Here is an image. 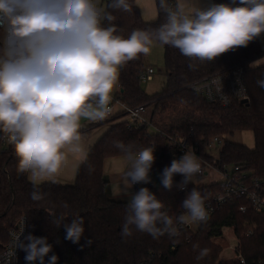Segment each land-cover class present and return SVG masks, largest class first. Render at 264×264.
<instances>
[{
  "label": "clouds",
  "instance_id": "9594fccd",
  "mask_svg": "<svg viewBox=\"0 0 264 264\" xmlns=\"http://www.w3.org/2000/svg\"><path fill=\"white\" fill-rule=\"evenodd\" d=\"M108 7L131 11L128 0H111ZM159 7L166 13L165 23L152 31L136 29L124 38L111 23L115 17L99 0H0V130L14 145L18 173H30L33 201L44 199L39 182L55 177L69 154L81 162L87 160L81 118L98 121L109 115L119 68L138 54H148L154 39L178 48L186 57L212 61L264 33V0L206 8L178 0L175 10L167 0H159ZM257 84L264 88V79ZM113 143L130 164L123 178L125 194L134 185L152 183L155 146L137 149L132 142ZM201 173L202 161L194 152L185 151L162 170L160 183L168 191L173 187L185 190ZM176 174L182 177L179 183H174ZM205 200L192 187L181 204L185 212L173 217L163 210L155 193L140 187L131 192L121 236L130 237L135 228L154 239L165 234L178 237L180 226L208 220ZM65 218L61 215L53 223L63 225L65 239L78 244L85 231L84 219L76 215L71 223H64ZM24 229L25 220L12 236L15 248L26 253L28 264H44L45 257L49 264H57L55 254L48 256L53 245L47 237L29 233L21 240ZM207 254L208 249H202L197 259Z\"/></svg>",
  "mask_w": 264,
  "mask_h": 264
},
{
  "label": "trees",
  "instance_id": "16d2710c",
  "mask_svg": "<svg viewBox=\"0 0 264 264\" xmlns=\"http://www.w3.org/2000/svg\"><path fill=\"white\" fill-rule=\"evenodd\" d=\"M111 12L119 35L128 38L136 30L152 31L166 22V13L155 0L157 19L146 22L136 0H128L131 11L115 10ZM169 7L172 0H167ZM239 0H213V4L238 5ZM108 26L107 21H102ZM164 68L166 83L163 90L148 95L140 82L145 70V54L128 61L119 68L118 96L131 107L152 108V122L161 131L175 140L184 139L187 144L209 160H218L220 169L228 165H238L250 175H264V88L257 81L264 79V62L256 67L250 65L263 60L264 48L256 37L247 46L229 50L212 61H200L186 57L178 48L165 45ZM242 68L248 100L238 101L224 107L211 103L193 90L196 82L217 73ZM114 122L109 130L90 149L87 160L78 168L75 183L59 182L39 184L38 190L44 195L41 201H33L31 192L34 184L28 178L29 173H18V157L14 145L8 150H0V252L9 240L8 232L18 220L25 216L27 231L36 237H47L53 250L48 254L58 257L57 264H242L240 259H222L223 245L216 241L225 228H233L239 239L238 251L246 264H264V214L256 211L246 199L235 198L210 216L195 232L184 229L177 238L167 234L154 239L151 235L133 228V234L121 236L122 225L127 214V202L110 199L106 193L108 181L104 176V164L107 159L121 157L124 154L114 146V141L125 144L132 142L137 149L155 146V162L151 171L159 174V184L153 193L163 202L164 211L175 217L186 198L188 191L196 187L206 200L217 195L221 189L218 183L198 186L189 184L184 192L173 187L164 189L160 183V173L170 166L173 159H179L184 152L166 136L149 133L146 127H128L127 122L117 117L107 121ZM250 131L254 135L255 146L249 148L227 139L216 156L206 154L208 142L215 136ZM181 175L174 176L179 183ZM68 207L65 208L64 204ZM247 206L245 212L240 211ZM65 216L64 223H71L74 216L84 219V234L78 244L65 239L63 225L57 227L53 220ZM250 233L249 236L247 234ZM24 239V238H23ZM91 240L89 245L87 241ZM198 245L193 248V245ZM202 249L208 254L197 259ZM21 260L26 253L21 250ZM28 263V262H27ZM35 264H39L36 261ZM44 264H49L45 257Z\"/></svg>",
  "mask_w": 264,
  "mask_h": 264
},
{
  "label": "built area",
  "instance_id": "2783aa9c",
  "mask_svg": "<svg viewBox=\"0 0 264 264\" xmlns=\"http://www.w3.org/2000/svg\"><path fill=\"white\" fill-rule=\"evenodd\" d=\"M170 8L174 10L173 5H171ZM154 74L155 69L153 67L145 68L140 75V82L142 84L149 82ZM193 90L209 102L219 103L224 107L231 105L235 101L245 103L248 100L242 68H234L202 79L194 84ZM117 94L111 95V101L109 103L111 112L109 115L104 120L96 121V123L110 121L116 117L118 120L126 119L125 122H127L129 128H132L133 126L146 127L149 133H157L169 138V141L178 145L180 151L194 152L195 155L202 161V173L198 174L199 176L205 175L207 173V169H211L221 178V181L214 182L219 184L221 191L217 195L205 200V207L209 212V217L220 211L225 204L235 198L246 199L251 207L264 214V175H250L251 173L249 174L246 171H242V167L238 165H228L224 166L223 169H220L218 160L215 158L214 160H209L200 155L197 152V149L189 146L184 139L176 141L175 138L165 135L161 129L152 122V120L147 118L145 115L146 109L144 107H131ZM225 97H227V102H225ZM227 139L228 136L226 134L213 137L207 144L206 154L216 156V154H214L215 150L217 148H221ZM10 145L11 143L8 140V134L0 130V150H8ZM185 190L179 189L180 192H184ZM246 210V205H242L240 207V211L245 212ZM184 212L185 209H180L175 216ZM24 220L25 229L23 235L20 237V239L23 240L27 231V219L25 216H22L15 226L9 230V240L3 251L0 252V264H28L27 262L21 260V250L19 248H15L12 236V233L19 231L20 223ZM202 223L204 222H201L199 226ZM184 229H188L193 232L197 230L192 228V224L182 225L180 226V235ZM249 235L250 233L247 234V236ZM232 250L236 254L233 259H240L242 264H246L244 257L238 251V246L232 248Z\"/></svg>",
  "mask_w": 264,
  "mask_h": 264
},
{
  "label": "crops",
  "instance_id": "0c3cea01",
  "mask_svg": "<svg viewBox=\"0 0 264 264\" xmlns=\"http://www.w3.org/2000/svg\"><path fill=\"white\" fill-rule=\"evenodd\" d=\"M172 1L175 10L178 0H172ZM190 3L193 5H197V6L199 5L206 8L213 4V0H190ZM136 4L140 8L142 16L146 22H152L157 19L158 13H156V11L153 15L147 17L144 13L143 8L138 5L137 0H136ZM145 68H148V66H146ZM118 92H119V84L116 94ZM147 111H148V113L146 114L147 118L151 120L153 110L152 108H148L146 109V112ZM118 121H126V119H119ZM80 123H81L80 132L82 135V143L87 153H89L92 146L95 145L98 142V140H100V138L113 125L112 123H109L107 121L96 123V121H90L85 118H81ZM254 146H255V142H254ZM249 148H254V147H249ZM81 163L82 162L79 160L78 157L69 154L67 162L65 163L64 166H62L60 172L55 177L44 178L39 182V184L46 182H59L63 184L72 185L75 183L77 171ZM129 169H130V164L126 161L124 156L110 158L105 161L104 176L105 179L108 181V184L106 186V193L110 199L117 201L123 200L127 202L131 199V192L135 193L139 190L140 187H143L140 184H138L137 186H133V188L131 189V191L128 192V194H125L123 190V178H124V173ZM28 178L30 182L33 183V181L30 179V173L28 174Z\"/></svg>",
  "mask_w": 264,
  "mask_h": 264
},
{
  "label": "rangeland",
  "instance_id": "374dc122",
  "mask_svg": "<svg viewBox=\"0 0 264 264\" xmlns=\"http://www.w3.org/2000/svg\"><path fill=\"white\" fill-rule=\"evenodd\" d=\"M106 1L107 0H99V5L104 7V9L106 7ZM137 2L138 5L143 8L144 13L147 17L153 15L155 11L157 13L155 0H137ZM258 38L262 47L264 48V33H261L258 36ZM145 66L153 67L155 69V74L149 82L142 84L144 91L148 95H154L156 93L161 92L166 83V74L164 68V47L156 41H153L152 45L150 46V52L146 55ZM117 90H118V80L110 95H115ZM148 111L145 112V115L148 113ZM109 123L113 124L114 122H109ZM228 139L235 143L243 144L248 147H254L255 139L253 133L250 131L236 132L234 133V135L228 136ZM219 150L220 148H217L214 154L217 155ZM150 175L152 178V183L146 185L143 184L140 185L143 187H148L153 192L159 184V174L157 171H151ZM219 181H221V178L218 176L217 173L213 172L211 169H207V173L205 175L203 176L197 175L195 177V184L198 186L210 185L213 182H219ZM118 202H126V201L122 200ZM199 224L200 223H193L192 228L197 229L199 227ZM216 241L223 245L224 249L221 254L222 259H232L235 257L236 254L233 252L232 248L238 246L239 240L233 228L230 227L225 228L223 230L222 236L217 237Z\"/></svg>",
  "mask_w": 264,
  "mask_h": 264
}]
</instances>
